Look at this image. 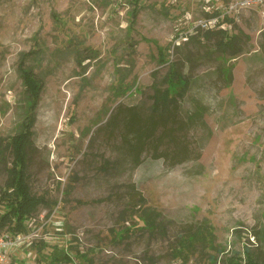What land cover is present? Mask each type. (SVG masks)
Returning <instances> with one entry per match:
<instances>
[{
    "label": "rangeland",
    "instance_id": "374dc122",
    "mask_svg": "<svg viewBox=\"0 0 264 264\" xmlns=\"http://www.w3.org/2000/svg\"><path fill=\"white\" fill-rule=\"evenodd\" d=\"M201 6L202 0H0V190L12 158L7 143L23 120V54L34 51L26 66L44 83L26 169L31 194L44 201L24 221L27 238L0 264H207L212 248L198 246L187 261L172 254L179 236L206 226L224 253L216 264L244 259V246L264 261V240L253 235L264 234L261 17L250 10L235 21L228 36H248L245 52L222 61L216 34L198 41L187 32ZM184 33L187 40L176 44ZM161 49L170 63L158 59ZM171 64L188 87L134 168L124 144L134 134L123 140L125 123L132 114H152L153 88L167 86ZM175 145L184 149L180 156ZM132 185L161 213L164 234L132 228Z\"/></svg>",
    "mask_w": 264,
    "mask_h": 264
},
{
    "label": "trees",
    "instance_id": "16d2710c",
    "mask_svg": "<svg viewBox=\"0 0 264 264\" xmlns=\"http://www.w3.org/2000/svg\"><path fill=\"white\" fill-rule=\"evenodd\" d=\"M138 6L136 3L130 16L135 17L137 15ZM233 27L232 25L231 30H233ZM212 34L218 36L214 46L216 53H218L217 58L222 61L233 59L245 52V42L243 41V36L245 35L241 31L230 35V37L226 31H207L203 34L196 33L190 38H197L199 41L201 36L209 39ZM261 36L262 42L260 45L263 47L264 30L261 32ZM245 37L248 38V36ZM185 44H187V41ZM31 54H35L34 51L23 54L18 64V72L24 87L22 104L23 120L20 122L16 133L10 137V141L7 143V148H9L12 158L9 165H5L6 181L0 190V232L5 228L11 232V235L27 231V225L25 226L24 224L25 219L33 214L37 206L44 201L43 198L31 194L26 174L32 127L35 121V110L44 86L43 81L31 68L26 66V58ZM158 56V59L162 63H170L166 59L164 50L161 49ZM222 71L224 74L229 73L228 69L222 68ZM166 83L167 86L163 89L153 88L154 92L151 97L153 100L151 107L152 114L146 120L137 117L136 114H132L133 116H130L125 123L126 133L123 134V140H126L128 137L127 131L134 134V138L131 141L126 140L124 143L127 155L131 157L134 168L139 165L141 151L147 144V141L155 135L158 126L166 127L170 122L172 118L168 110L170 105L174 103L177 96H182L188 87V80L181 77L174 64L170 65L166 76ZM174 150L178 156L184 151L183 147L179 145H175ZM3 153L4 149L0 143V157L3 156ZM126 209L127 216L134 219L132 220L134 221L132 224L133 229L146 230L155 236L164 234L166 226L161 213L151 208L144 196L133 185L128 193ZM128 230L127 228L121 231L119 233L120 236L129 234ZM253 235L260 240H264V234L262 233ZM213 242L214 232L211 230V227L191 228L178 237L172 254L175 259L187 261L198 246L203 250L212 248L216 250V253L207 255V264H216L219 255L224 253L216 249ZM242 254L244 255V259L234 257H229L228 259L221 258L220 264H264V261L258 257L257 253L247 246L243 247ZM234 255L237 256V253H234ZM87 262L86 264H91L90 259Z\"/></svg>",
    "mask_w": 264,
    "mask_h": 264
},
{
    "label": "built area",
    "instance_id": "2783aa9c",
    "mask_svg": "<svg viewBox=\"0 0 264 264\" xmlns=\"http://www.w3.org/2000/svg\"><path fill=\"white\" fill-rule=\"evenodd\" d=\"M201 10L203 15L197 18L187 32L196 34L207 31H226L232 29L233 23L246 11L256 10L261 17V24L264 30V0H202ZM174 40L179 44L178 39L187 40V33ZM27 232V231H26ZM22 232L11 235L6 232L0 234V262L6 259V251L12 247L21 245L27 233Z\"/></svg>",
    "mask_w": 264,
    "mask_h": 264
}]
</instances>
